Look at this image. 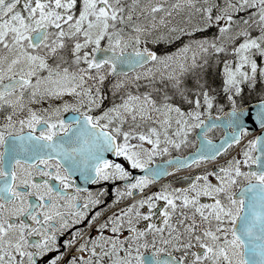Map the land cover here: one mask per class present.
Instances as JSON below:
<instances>
[{"label":"snow or ice","instance_id":"snow-or-ice-1","mask_svg":"<svg viewBox=\"0 0 264 264\" xmlns=\"http://www.w3.org/2000/svg\"><path fill=\"white\" fill-rule=\"evenodd\" d=\"M0 264H264V0H0Z\"/></svg>","mask_w":264,"mask_h":264}]
</instances>
